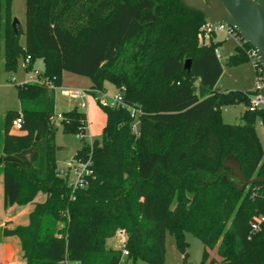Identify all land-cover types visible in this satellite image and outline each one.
Instances as JSON below:
<instances>
[{
	"label": "trees",
	"instance_id": "1",
	"mask_svg": "<svg viewBox=\"0 0 264 264\" xmlns=\"http://www.w3.org/2000/svg\"><path fill=\"white\" fill-rule=\"evenodd\" d=\"M12 0H0V64L7 73L30 57L55 87L63 73L86 77L90 92L105 83L125 89L127 107L140 111L138 132L127 107H110L100 140L84 143L73 162L90 175L74 189L56 164L55 93L45 84L16 85L20 111L0 127V156L35 149L33 163H0L3 207L35 203L26 226H6L19 239L25 264H164L166 234L186 253L191 234L204 246L201 264L216 250L221 264H264V184L246 186L224 168L234 156L246 180L264 178V151L249 110L251 91L217 88L223 73L215 52L224 40L200 44L206 17L181 0H26V26L12 23ZM21 34L24 44L20 43ZM2 38V44H1ZM249 45L237 46L229 66L248 62ZM190 60V70L185 62ZM244 104L241 125L223 122L222 108ZM21 117L22 129L12 131ZM66 134L84 135L85 113L61 114ZM38 138V139H36ZM230 178L232 181H230ZM61 226V228H60ZM127 234L126 255L106 242Z\"/></svg>",
	"mask_w": 264,
	"mask_h": 264
},
{
	"label": "rangeland",
	"instance_id": "2",
	"mask_svg": "<svg viewBox=\"0 0 264 264\" xmlns=\"http://www.w3.org/2000/svg\"><path fill=\"white\" fill-rule=\"evenodd\" d=\"M11 15L13 20L18 21V25L25 30L26 26V0H12ZM223 34L216 36L217 41L224 40ZM25 38L21 34L20 43L24 44ZM1 38V44H2ZM238 41L235 39H228L218 48L221 53V64L223 67V73L218 81L220 90L228 91H253L255 81V71L252 61L245 62L240 66H229L226 60L235 53ZM37 69V65L33 66V69ZM41 68V67H40ZM26 70L25 62L23 58L18 61L17 71L15 73H7L3 68V62L0 64V127L4 125L5 117L8 112L20 111V103L17 96L16 85L23 83H31L34 78V71ZM90 80L86 77L64 72V89H80L89 91ZM91 87V86H90ZM105 92H95V94H89L88 106L85 109H81L77 101H72L62 95L61 91H54L55 93V118L54 126L56 128L55 145L59 147L56 153V164L59 171H66L69 173V181L75 180V175L72 171L73 167H77V163L73 162V157L78 148L84 143L91 144L95 140H100L102 137L103 129L106 124V115L102 108L98 105V99L102 98L104 94L105 101L108 103L118 93V90L111 84L105 83ZM78 107L87 118L88 127L84 134V139L80 135L66 134L61 125L60 115L71 111L73 108ZM244 104H235L225 106L222 108V119L225 124L228 125H241L243 123V115L246 111ZM133 128L135 132H138L139 128V116H136L133 121ZM256 131L260 143L264 151V128L260 123L256 124ZM15 132V131H13ZM61 175V173H60ZM63 177V175H61ZM2 196V195H1ZM45 196L39 193L34 203L27 204L28 211L21 213L19 219L21 221H28L29 215L37 202H43ZM26 205V206H27ZM4 212V211H3ZM8 212V211H6ZM3 217V216H2ZM5 219V218H4ZM4 221V220H2ZM8 225V224H7ZM13 225V224H12ZM15 227V225L10 228ZM61 228V226H60ZM17 239V238H15ZM18 241V239H17ZM186 241L189 243V248L186 253H181L176 245V240L171 233L166 234V253L164 264H201L202 256L204 252V246L191 234H186ZM106 246L109 249H121L120 244L114 237L106 242ZM19 247V244H18ZM19 261L21 260L18 258ZM22 261V260H21ZM20 261V262H21ZM67 264H78L75 262H67ZM122 264H133L132 262H126L125 258L122 260ZM136 264H147L143 261H138ZM205 264H221L219 256L215 250L209 251V259Z\"/></svg>",
	"mask_w": 264,
	"mask_h": 264
},
{
	"label": "built area",
	"instance_id": "3",
	"mask_svg": "<svg viewBox=\"0 0 264 264\" xmlns=\"http://www.w3.org/2000/svg\"><path fill=\"white\" fill-rule=\"evenodd\" d=\"M255 2H258V0H253ZM218 34H223L224 35V41L228 39H235L238 41V46L241 47L243 45H247L244 43V40L239 36V34L236 32V30L226 24H208L202 29V33L199 36L200 37V44H206L209 42L210 38L212 35H218ZM217 58L220 60L221 59V53L218 51V49L215 52ZM246 54L248 56V59L252 61L254 71H255V81H254V88L253 91H251L250 95V105H249V110L251 112L255 111H261L264 113V98L262 96L263 89H264V70L259 62L258 58V53L256 50H254L252 47L249 46V48L246 50ZM25 67L27 68L28 65L30 64V57H27L25 60ZM34 71V78L31 80V83H38V84H45L50 90L53 91H58L60 90L62 95L65 96L66 98L72 100V101H77L78 106L81 109H85L88 106V99H89V94H95L96 91L93 93L89 91H84L80 89H64L62 87H55L50 81L43 79L41 74L37 70L33 69ZM125 89L121 87L118 89V93L114 95V97L109 101L108 103L105 101V96L103 94L102 98H99L104 104L110 106V107H127L124 103L123 100V94H124ZM101 93V92H98ZM78 108V107H77ZM128 110L131 112V115L133 118L136 116L140 115V111L135 109V108H130L127 107ZM79 109V108H78ZM61 118V115H60ZM22 118L19 117L15 119L12 122V131L18 132L22 129ZM260 125H262L260 123ZM81 138H84V135H80ZM73 174L75 175V180L74 181H69V173H67L65 170L60 171L61 175L63 177H66L68 179V184L69 186L73 187L76 189L77 187L83 186L86 181L85 177L90 175V171L87 169L86 164H78L77 167H73L72 171ZM70 172V173H71ZM264 222V216L258 217V219L251 224V230H250V236L249 239L257 234L261 230V225ZM118 243L121 246L123 255H126V250L125 246L127 243V234L124 230H118L114 236Z\"/></svg>",
	"mask_w": 264,
	"mask_h": 264
},
{
	"label": "water",
	"instance_id": "4",
	"mask_svg": "<svg viewBox=\"0 0 264 264\" xmlns=\"http://www.w3.org/2000/svg\"><path fill=\"white\" fill-rule=\"evenodd\" d=\"M183 4L203 14L210 24H226L236 30L244 43L258 53L259 62L264 70V0H181ZM17 20L12 27L16 30ZM190 60L185 62V69L190 70ZM262 96L264 98V89ZM38 139V138H36ZM224 168L242 184H236L240 190L246 186L264 184V178L246 180L237 158L230 156L225 160ZM230 181L231 178H230Z\"/></svg>",
	"mask_w": 264,
	"mask_h": 264
},
{
	"label": "crops",
	"instance_id": "5",
	"mask_svg": "<svg viewBox=\"0 0 264 264\" xmlns=\"http://www.w3.org/2000/svg\"><path fill=\"white\" fill-rule=\"evenodd\" d=\"M36 65H37V69L35 68V70H37L39 73H42L44 71L43 61L38 60L35 63V66ZM63 85H64V73H63V80H62V86L61 87H63ZM90 86L91 85H89L88 88H90ZM217 88H219L218 84H217ZM224 91H228V90H224ZM241 92H243V91H241ZM244 92H246V91H244ZM82 139H84V138H82ZM35 158H36L35 149H29V150H26V151H23L21 153L14 154V155H5L4 153H2L0 156V163L9 162V163L21 164V163H24L26 161L33 163ZM28 208L29 207L27 205V206H23L21 208L14 209L13 211L6 212L4 210V207H3V188L1 185V187H0V264H25V262L23 260V253L21 251L19 239L16 236L6 237L3 235V231H4V228L6 226H13V225H15V226H26L28 224V221H21V219H19V218L21 216V213H23V212L28 211L27 214H29L30 209H28ZM2 220H4V221H2ZM15 238H17L18 241ZM18 244H19V247H18ZM18 258H20L22 261L20 260L21 261L20 262ZM220 263H221V259H220Z\"/></svg>",
	"mask_w": 264,
	"mask_h": 264
}]
</instances>
